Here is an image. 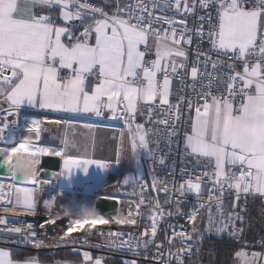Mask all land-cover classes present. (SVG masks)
Listing matches in <instances>:
<instances>
[{"label": "snow or ice", "instance_id": "1", "mask_svg": "<svg viewBox=\"0 0 264 264\" xmlns=\"http://www.w3.org/2000/svg\"><path fill=\"white\" fill-rule=\"evenodd\" d=\"M103 4L114 7L109 12L89 0H0V144L13 142L8 131L18 127L15 117L22 107L53 114L28 121L30 143L25 138L15 147L0 148L5 169L0 209L50 218L54 202L40 198L52 183L40 178L43 157H58L62 167L55 175L71 181L76 172L87 177L91 166L104 171L123 159L140 165L144 155L153 195L142 171L126 177L129 195L139 199L128 201L135 209L129 208L121 223L131 218L132 225L147 221L150 226L134 233L100 230L102 243L89 241V233L49 246L38 238L34 224L11 226L0 216V244L17 238L37 250L70 246L79 264H104L110 258L94 256L90 248L135 257L121 264H140V257L153 264L198 260L206 235L226 234L238 241L248 200L264 202V0ZM82 117L123 125L113 136L114 160L95 158V136L89 155V144L78 138L77 129L95 125H80ZM48 125L61 132L58 149L39 143L53 130ZM177 148L179 172L173 160L167 174L157 176L155 165H166ZM5 174L11 183L2 182ZM17 175L26 186L15 183ZM176 217L187 218L191 231L177 228ZM161 224L166 245L157 240ZM257 243L264 248V239ZM235 257L238 264H264V252L237 251ZM0 264L47 262L35 255L16 259L0 248Z\"/></svg>", "mask_w": 264, "mask_h": 264}, {"label": "built area", "instance_id": "2", "mask_svg": "<svg viewBox=\"0 0 264 264\" xmlns=\"http://www.w3.org/2000/svg\"><path fill=\"white\" fill-rule=\"evenodd\" d=\"M89 2H90V0H89ZM127 2H132V0H128ZM202 47L207 49L208 45L205 43ZM189 55L191 58L192 57L191 51H190ZM44 116H47V115L38 114V112L36 110H33V109L21 108L19 111L18 117H15L16 119H18V127H10L9 131H8V137L11 138L13 140V142L8 143L7 145L0 144V147L1 148L15 147L16 143L18 144L19 142H22L23 139L28 138L29 133L26 130V126H27L28 121L33 119V118H36V117L43 118ZM13 118L14 117H9V119H13ZM82 118L84 120L91 121V123H93L95 125L94 128H97V127L109 128V129L114 130L116 132V135L119 134V130L123 127V125L119 121H113V120H108V119L98 120L97 118H94V117H82ZM140 119L138 121H140ZM181 131H183V130H181ZM32 139H34V137H32ZM60 146H61V144H60ZM60 146L50 147V148H57L58 149ZM161 148L166 151V149H164L163 144L161 145ZM161 154H163V152ZM51 157H54V156H51ZM99 160H101V159H99ZM173 160H175V162H176V170L178 173L179 169L181 167V163H180V150L177 148V149H174V154H170L168 156V159L166 161V165H164V166H161L159 164L155 165L156 175L159 177L165 176L167 174V172L169 171V168H170ZM59 161H60V166H61L62 161L60 159H59ZM101 161H111V160H101ZM149 163H150V161L146 157H144V159H143V167H144L143 177H144V181L149 185L148 195L151 196L153 194L150 192L151 178L148 175ZM60 166L56 170H51L48 168L41 167L42 171L40 174V178L41 179H49L52 181L51 184H54V181H56V179L46 177L45 172L51 171L52 173H57V172L59 173V171L61 170ZM187 166L191 167L190 164ZM121 167H122V162L119 165L113 164L110 169H106L104 171H100V170L96 169L95 166H91L89 168L88 173L93 172L94 170H96L98 173L101 172V179H99L97 181L89 180L86 182V185H84L83 188H82V186L81 187L74 186V187H70V188L66 189V188L61 187L60 185H58L57 188L52 187L51 184L45 185L44 191H48V192L52 193L54 196V198L52 200L54 202V209L52 210L50 218L47 220L45 219L44 216H35V217L27 216V215L16 216L11 212L10 213H3V211H6L5 209H0V216H4L7 219L8 224L11 226H21L22 223L34 224L35 225L34 230H35V233L38 236V238L41 241H47V244L49 246L53 245L55 242L66 241V240H69L73 237L77 238V239H84L86 234H89V233H91L90 235H87V239L89 241H91L92 243H102L100 236L96 234L100 230H103L105 232H107L108 230H113V231H120V232H124V233H129V232L134 233V232H138L142 229L148 228L150 226V222L141 221L140 225H132L131 224V218H129V220L126 223H124V224L121 223V219L123 218L124 215L127 214V211L129 210V208H132L133 210L135 209V203L129 205L128 201L132 200L135 202V201H138V199H139L138 196L134 197V196L129 195V193H131V191H132V189L130 187H127V186L120 184ZM130 172L132 175H136L137 173H139L137 166L133 162L132 159H131ZM177 179H179V176H177ZM2 182L11 183L12 181L8 179L7 175H4L2 177ZM15 183L18 186H26V185H23L21 182L15 181ZM90 187H92V189H88ZM109 187L111 189H113V192H114L113 195H109V194H106L104 192V190L109 188ZM137 191H139V189H137ZM61 192L76 193V194L88 195V196H93V197L106 196V197L113 198L117 204L114 220L111 221V223H109V222L101 223L100 221L93 223V222H91L93 219H91V220H80V219H76V218L61 217L59 215L58 210L55 207L56 194L61 193ZM117 198H119V200H117ZM160 199L163 200L162 194H161ZM188 200L190 203L192 202L191 197H188ZM227 204H228V208L226 209V211L231 210L230 200L227 202ZM188 207H189L188 204L184 205L185 210H187ZM40 211L43 212L44 210H42L40 208ZM172 223H174L177 228H179L180 226H183L187 230L191 231L192 224L189 222V220L187 218L176 217L172 220ZM197 226L200 228L201 231H203V225L200 224L199 221H197ZM238 227H239V224H238ZM163 229H164V225L161 224V231L158 233L157 240L163 241L166 245L167 241L165 239ZM45 230H47V235H45ZM206 236L218 238L214 234L213 235H206ZM219 238L230 239L226 234L223 235L222 237H219ZM262 239H264V233H263ZM6 244L11 245V246L26 247V248L34 249L27 243H21L20 240L17 238H13L11 243H6ZM60 248H70V246L69 247L62 246ZM41 249H55V248L45 247V248H41ZM92 249H96V248H92ZM97 250H101V249H97ZM102 251H104V250H102ZM193 251H195V250H193ZM262 251L264 252V248H262ZM111 253L121 254L119 252H111ZM121 255H123V254H121ZM148 255L149 256L152 255L151 251L148 253ZM132 258H135V257H132ZM195 258L196 257L193 256V259H195ZM139 259L142 262L153 263L151 260L146 261L142 257H140ZM186 261H188V260H186Z\"/></svg>", "mask_w": 264, "mask_h": 264}, {"label": "crops", "instance_id": "3", "mask_svg": "<svg viewBox=\"0 0 264 264\" xmlns=\"http://www.w3.org/2000/svg\"><path fill=\"white\" fill-rule=\"evenodd\" d=\"M128 0H121V3H126ZM91 3L94 4H98L101 6H104L106 8L107 11L111 12L114 4L113 5H104L103 4V0H90ZM173 99H175V97H173ZM22 108H29V109H33L36 110L34 108L28 107V106H24ZM38 112V110H36ZM38 114L41 115H47L48 117H52L53 114L50 113H40L38 112ZM140 118H138L139 120ZM79 124L82 125L84 123H91V121L88 120H84L83 118H78ZM48 127L52 128L53 130L51 132H46L42 135L41 140L39 141V143L43 146H47V147H58L60 146V136H61V132L59 130H57V126L54 125H48ZM78 138L81 141H86L89 144V155H92V149H91V139L93 136H95L96 139V147H95V158L96 159H101V160H113L114 159V149H115V144L116 141L113 139V136L116 135V132L112 129L109 128H93L91 130L86 129L82 126H79L78 129ZM83 150V149H82ZM144 155L140 156V165H137V169L140 168V170L143 172L144 167H143V159H144ZM122 167H121V174H120V184L124 185L123 183H121V176H122V172L124 171V169H126L127 171L130 172V166H131V159H123L122 161ZM139 171V170H138ZM66 183L69 187H81L82 186V173L80 172H76L74 173L71 181L66 180ZM125 186V185H124ZM88 189H92V188H88ZM104 192L106 194L109 195H113V189H111L110 187L105 189ZM43 193H49L52 194L48 191H43L40 194V198L41 195ZM62 197L63 201H64V207L65 210L64 212H61V210L57 209L56 206V202H55V207L59 212V215H63V217H69V218H76L79 219L77 217H74L75 215H77V213H75V199L76 198H87V200H85L84 204H86V207H84V210L88 212V214L93 211V205H94V198L93 196H88V195H82V194H76V193H68V192H61L56 194V198L55 201H57V198ZM42 201V200H41ZM241 204H243V200L240 201ZM83 203H81V205H84ZM42 210H44L41 207ZM64 213V214H63ZM66 213H68L69 215H66ZM80 213V212H79ZM244 216L246 218V222L244 224V231L243 234L240 236L239 240H235L237 241L238 244L241 245V247H239L233 254V256L231 257L230 260V264H238V261L235 257V253L237 251H246L249 254L253 251L256 252H263L262 251V247L257 243L259 240L262 239L263 237V233H264V202H262L259 198L253 200V199H249L248 203H247V211L244 213ZM62 217V216H61ZM89 217H91L88 220L92 219V215H89ZM81 220V219H80ZM0 248H3L5 250H8L6 247L4 246H0ZM36 249H32L30 250V253L26 256H31V255H35L39 258L40 261L43 262H47V264H51V262L60 259V258H49L46 254L47 251L45 250H36ZM49 250L48 252H51V249H47ZM88 251H90L94 256H104V257H110L109 259H106L104 264H121L122 259L124 258H128V259H133L131 256L129 257H125L123 255H119L117 253H111V252H107V251H102V250H97V249H86ZM9 251V250H8ZM10 252V251H9ZM11 254V253H10ZM199 258L198 260H191V261H186L185 264H211V259L210 258ZM67 260H75L77 262V264H79V255L76 258H65ZM64 260V259H61ZM140 264H153L151 262H142L140 261Z\"/></svg>", "mask_w": 264, "mask_h": 264}, {"label": "trees", "instance_id": "4", "mask_svg": "<svg viewBox=\"0 0 264 264\" xmlns=\"http://www.w3.org/2000/svg\"><path fill=\"white\" fill-rule=\"evenodd\" d=\"M0 246L6 247L10 251L11 256L16 259L24 258L26 255L30 253V250H32L26 247H17L7 244H0ZM239 247H241V245L238 244L237 241H235L234 239L213 238V237L205 236L204 240L202 241L199 258L202 259L203 257L210 258L211 264H230L231 257ZM42 250L47 251L46 255L50 259L51 258L65 259V258L78 257V254L72 252L71 247L55 248V249H51L52 250L51 252H48L49 250L47 249H42Z\"/></svg>", "mask_w": 264, "mask_h": 264}, {"label": "water", "instance_id": "5", "mask_svg": "<svg viewBox=\"0 0 264 264\" xmlns=\"http://www.w3.org/2000/svg\"><path fill=\"white\" fill-rule=\"evenodd\" d=\"M2 155L3 153L0 152V156ZM59 166H60V161L57 157L46 156L42 158L41 167L43 168L56 170L59 168ZM3 173H5V169L3 166H0V174L2 175ZM50 173L52 172L46 171L45 176L48 177V174ZM15 181L22 182V179L21 177L17 176ZM116 207H117V204L113 198L106 197V196H96L94 198L92 219H95L96 221H101L103 218L106 217L110 219L111 221H113L115 218Z\"/></svg>", "mask_w": 264, "mask_h": 264}, {"label": "rangeland", "instance_id": "6", "mask_svg": "<svg viewBox=\"0 0 264 264\" xmlns=\"http://www.w3.org/2000/svg\"><path fill=\"white\" fill-rule=\"evenodd\" d=\"M138 170H139L138 172H141L140 168ZM131 175H132L131 172H129L126 169H124V171L122 172V176H121V183H123V180L126 177L131 176ZM90 188H92V187H90ZM53 198H54L53 194L43 193L41 195V200L42 201L43 200H48V199L53 200ZM62 199H63L62 197H59V198H57V201H55V202H56L57 209L61 210V212H64L66 207H64V201ZM85 200H87V198L81 197V198H76L75 199V202H76L75 205H74V207L76 208L75 209V211H76L75 213H77L78 211L80 213L78 212L77 215H75L74 217H77V218H79L81 220H88V219L91 218V217H89L88 212L84 210V207H86V204H84ZM81 203H83L84 205H81ZM61 216L63 217V215H61Z\"/></svg>", "mask_w": 264, "mask_h": 264}, {"label": "bare ground", "instance_id": "7", "mask_svg": "<svg viewBox=\"0 0 264 264\" xmlns=\"http://www.w3.org/2000/svg\"><path fill=\"white\" fill-rule=\"evenodd\" d=\"M62 167V164L61 166ZM58 173V172H57ZM56 173H50L48 174V178H52V179H56V181H54V184H51L52 187H55L57 188L58 185H60L61 187L63 188H70L67 183H66V180L55 175ZM89 175L87 177H85L83 174H82V188L84 187V185H86V182L89 181V180H93V181H97L99 179H101V172H97L96 170H94L93 172H90L88 173ZM19 176V175H17ZM20 177V176H19ZM22 179V178H21ZM18 182V181H17ZM22 183V182H21ZM74 187V186H73Z\"/></svg>", "mask_w": 264, "mask_h": 264}, {"label": "clouds", "instance_id": "8", "mask_svg": "<svg viewBox=\"0 0 264 264\" xmlns=\"http://www.w3.org/2000/svg\"><path fill=\"white\" fill-rule=\"evenodd\" d=\"M26 142L30 143V142H31V141H30V138H26ZM11 159H12L11 156L7 157V158L5 159V161H4V164H5V165L9 164L10 161H11ZM66 215H69V214L66 213Z\"/></svg>", "mask_w": 264, "mask_h": 264}]
</instances>
